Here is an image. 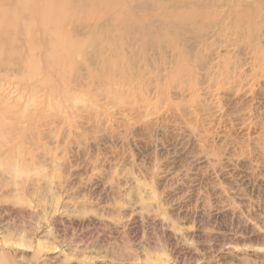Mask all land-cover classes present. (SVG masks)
<instances>
[{"label":"rangeland","instance_id":"obj_1","mask_svg":"<svg viewBox=\"0 0 264 264\" xmlns=\"http://www.w3.org/2000/svg\"><path fill=\"white\" fill-rule=\"evenodd\" d=\"M0 264H264V0H0Z\"/></svg>","mask_w":264,"mask_h":264},{"label":"bare ground","instance_id":"obj_2","mask_svg":"<svg viewBox=\"0 0 264 264\" xmlns=\"http://www.w3.org/2000/svg\"><path fill=\"white\" fill-rule=\"evenodd\" d=\"M146 85V84H145ZM244 252V251H243Z\"/></svg>","mask_w":264,"mask_h":264}]
</instances>
